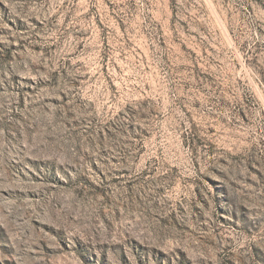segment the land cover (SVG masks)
<instances>
[{"label": "rangeland", "instance_id": "obj_1", "mask_svg": "<svg viewBox=\"0 0 264 264\" xmlns=\"http://www.w3.org/2000/svg\"><path fill=\"white\" fill-rule=\"evenodd\" d=\"M0 264H264V0H0Z\"/></svg>", "mask_w": 264, "mask_h": 264}]
</instances>
